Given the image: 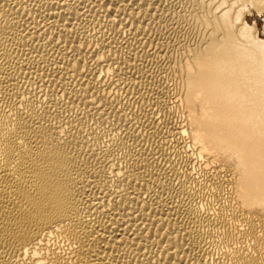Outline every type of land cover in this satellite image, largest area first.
Here are the masks:
<instances>
[{
  "label": "bare ground",
  "instance_id": "6f19581e",
  "mask_svg": "<svg viewBox=\"0 0 264 264\" xmlns=\"http://www.w3.org/2000/svg\"><path fill=\"white\" fill-rule=\"evenodd\" d=\"M253 4L0 0V264H264Z\"/></svg>",
  "mask_w": 264,
  "mask_h": 264
},
{
  "label": "rangeland",
  "instance_id": "374dc122",
  "mask_svg": "<svg viewBox=\"0 0 264 264\" xmlns=\"http://www.w3.org/2000/svg\"><path fill=\"white\" fill-rule=\"evenodd\" d=\"M252 1V4L255 6V4H264V1L263 0H254V2H253V0H251ZM257 2V3H256ZM261 13V14H260ZM258 18H259V20H261V22L264 24V9L262 8L261 10H260V12H259V15L257 16Z\"/></svg>",
  "mask_w": 264,
  "mask_h": 264
}]
</instances>
